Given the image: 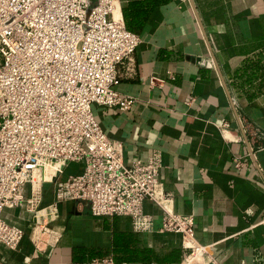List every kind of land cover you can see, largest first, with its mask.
Here are the masks:
<instances>
[{"label": "crops", "instance_id": "0c3cea01", "mask_svg": "<svg viewBox=\"0 0 264 264\" xmlns=\"http://www.w3.org/2000/svg\"><path fill=\"white\" fill-rule=\"evenodd\" d=\"M116 11L141 39L134 73L115 87L134 102L125 112L93 106L95 120L125 163L160 155L165 208L193 216V239L162 231L163 210L151 201L137 225L63 202L49 220L52 246L35 258L25 237L15 251L0 246V264H264V0H118ZM82 170L66 165L33 207L43 213L56 184ZM54 173L45 169L43 181ZM35 216L25 207L2 213L24 231Z\"/></svg>", "mask_w": 264, "mask_h": 264}, {"label": "built area", "instance_id": "2783aa9c", "mask_svg": "<svg viewBox=\"0 0 264 264\" xmlns=\"http://www.w3.org/2000/svg\"><path fill=\"white\" fill-rule=\"evenodd\" d=\"M117 2L0 0V246L8 250L27 237L40 257L56 242L49 220L63 202L86 203L93 217H130L137 225L151 201L163 210L162 231L193 239V216L165 208L160 155L125 163L92 111L125 112L134 102L115 87L134 73L141 39L115 15ZM70 163H82L81 174L56 184L55 202L40 214L33 207L35 186L52 182ZM54 165L50 181H35L37 171ZM232 165L242 170V157H233ZM19 207L36 215L29 231L2 219L5 209ZM201 250L192 247L193 254ZM90 264L114 262L94 258Z\"/></svg>", "mask_w": 264, "mask_h": 264}, {"label": "bare ground", "instance_id": "6f19581e", "mask_svg": "<svg viewBox=\"0 0 264 264\" xmlns=\"http://www.w3.org/2000/svg\"><path fill=\"white\" fill-rule=\"evenodd\" d=\"M114 13H115V15L116 14H119L116 10H115ZM57 168H58V165H54V166H52L50 168H47V167L41 168L39 171H37L35 173V177H34L35 178V181L43 180V173H44V170L45 169L56 170ZM34 189H35V196H38L39 195L40 186L37 184ZM33 200H34V203H35L36 202V197Z\"/></svg>", "mask_w": 264, "mask_h": 264}]
</instances>
